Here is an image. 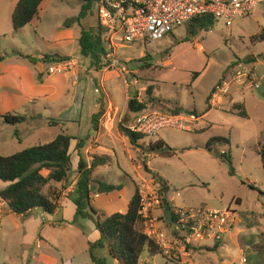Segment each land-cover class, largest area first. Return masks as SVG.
<instances>
[{
	"label": "rangeland",
	"instance_id": "1",
	"mask_svg": "<svg viewBox=\"0 0 264 264\" xmlns=\"http://www.w3.org/2000/svg\"><path fill=\"white\" fill-rule=\"evenodd\" d=\"M83 3V0H44L39 17L33 22H42L41 26L47 32L57 25L62 27L63 22L72 24L79 32L82 27L97 31L95 5L85 18L79 20ZM13 7L12 0H0L1 52L7 55L20 47L27 53L37 48L49 53L70 54V59L78 62L81 71H78V77H83L82 73L87 78L79 139L97 136L91 127L92 107L96 100L102 104L101 115L107 125L113 122L114 128L126 136L121 138L115 133L112 139L99 140L101 148L96 154L109 159L107 164L98 167L94 178L123 184L124 187L122 192L100 194L92 191L91 202L98 211L105 215L126 212L135 193V184L141 186L142 183L155 182L153 175L158 174L166 187L158 185L157 190L160 195L167 196L174 209L229 207L238 212V226L222 241L186 244L184 232L172 230L162 205L152 218L157 219L155 224L160 223L167 246L162 247L163 254L156 256H150L145 250L140 264H264V167L259 153V142H264V40L254 39L264 30V3L254 15L238 18L230 27L224 19L218 18L211 30H202L194 37L190 35L187 23L162 39L139 40L118 48L117 57L127 72L112 77L105 88L100 84L101 72L97 80L87 72L88 69L82 72L90 60L82 55L77 42L60 47L51 41V45L45 43L42 46L35 37L34 24L24 32L14 33ZM239 60L249 64L254 77L262 85L249 87L250 90L244 84L241 87L248 102V108L245 104L248 118L236 109L241 103L229 105L220 99L211 102L212 91L219 82L233 81L230 78ZM150 85H153L152 95L148 94ZM96 88L100 92H96ZM227 95L229 93L225 97ZM135 96L139 101L147 102V111L185 117L187 129L164 128L158 135L144 136L134 144L120 125H130L135 120L136 113L128 108V101ZM241 101L245 103V100ZM208 110V114L199 118ZM100 118L96 124L93 121L95 127ZM23 128L0 120L1 154L12 155L53 139L41 134L27 136L22 132ZM161 138L173 147L190 149L172 157L149 155L150 142ZM72 153L68 184L78 178L77 146ZM228 156H231L232 163ZM144 163L148 164L150 171L146 170ZM43 173L47 175L48 171ZM3 184L0 181V190ZM64 189L61 182L52 181L45 192L61 198ZM19 223L17 226L12 214L0 222V264H97L89 251V243L95 242L99 236L96 224L92 219L76 217L72 202L59 213L50 214L37 209ZM146 227L144 222V231ZM217 242L221 245L214 248ZM94 253L98 259H103V264H120L110 256L106 247H99Z\"/></svg>",
	"mask_w": 264,
	"mask_h": 264
},
{
	"label": "trees",
	"instance_id": "2",
	"mask_svg": "<svg viewBox=\"0 0 264 264\" xmlns=\"http://www.w3.org/2000/svg\"><path fill=\"white\" fill-rule=\"evenodd\" d=\"M43 1L19 0L17 2L12 13V24L15 32H19L35 18L39 17ZM83 1L79 20L88 15L97 0ZM215 23L216 19L210 15L197 17L189 22V33L191 36L196 37L202 30H211ZM254 39L264 40V30ZM79 45L82 55L90 57L98 70L104 67V49L103 54L98 53L99 46L103 45V30L100 25L97 31L82 27ZM5 57L6 55L1 52L0 48V61H3ZM27 57L33 60L31 56ZM45 57L51 59L53 56L46 54ZM152 93L153 85H150L148 94L152 95ZM128 108L134 113H140L147 109V102L139 101L137 96H135L128 101ZM236 109L240 115L249 117L243 104L236 106ZM102 112L103 110L101 109L100 112L93 115L95 124ZM26 119L27 115L19 112L0 113V120L11 125H18L26 121ZM134 134L137 142L133 143L138 144V140L143 138L144 135ZM76 139V137L68 133H60L52 141L27 147L12 155L0 153V181L7 183V186L0 190V198L6 201L10 211L17 215H27L30 211L37 208H41L50 214L55 213L60 207V196L47 194L45 188L52 181L65 182L68 180L72 167V152L77 146L79 155L77 166L78 181L70 198L76 206V217L92 219L99 231V239L91 242L89 246L93 260L97 264H103L104 262L103 259H98L95 256L94 251L99 247H106L110 256L120 264H140L145 250H148L150 256L163 254L162 247L144 232V218L141 214V188L139 184H135V193L128 204L126 212L119 211L111 215H105L93 206L91 202L92 191L95 190V192L100 194L110 193L123 189L124 185L95 179L93 177L95 169L100 165L107 164L109 157L94 155L92 160L88 161L81 152V149L84 148L83 140H79L76 146L73 147ZM186 149H190V147L176 148L164 139H158L155 142H150L147 151L164 157H172L183 153ZM259 153L264 167V142L261 141L259 142ZM223 155L225 156L226 154L224 153ZM227 159L232 163L231 156H228ZM144 167L150 171L147 163H144ZM44 170L48 171L47 175L43 173ZM153 179L156 183L162 185V188L166 187V183L162 181L158 174H154ZM162 183L165 185L164 187ZM163 205L165 209L169 208L172 210L176 221L175 209L164 196ZM220 245V242H217L214 248Z\"/></svg>",
	"mask_w": 264,
	"mask_h": 264
},
{
	"label": "built area",
	"instance_id": "3",
	"mask_svg": "<svg viewBox=\"0 0 264 264\" xmlns=\"http://www.w3.org/2000/svg\"><path fill=\"white\" fill-rule=\"evenodd\" d=\"M263 3L264 0H97L94 5L103 30L104 68L118 69L122 74L127 72V69L121 67L122 62L117 57L118 48L139 40L152 42L162 39L177 27L205 15L224 19L230 27L236 19L253 15ZM237 62L239 63L230 79L248 84L251 88L261 87L249 64L242 60ZM75 66L77 62L69 58L51 66L49 71H70ZM74 77L78 80L76 72ZM230 84L229 80L219 82L212 91L211 102L215 103L217 99L223 101L230 92ZM96 92H100L99 88H96ZM191 117L195 118L194 115ZM184 119L185 117L177 114L145 110L136 113L135 120L128 127L134 133L155 136L164 128L187 129ZM158 185L160 184L153 182L146 190H140L141 214L147 224L144 232L163 247L167 246L166 236L155 224L157 219L152 218L154 211L163 205ZM175 214L176 229L184 232L186 244L207 240L222 241L240 222L238 212L229 207L176 208Z\"/></svg>",
	"mask_w": 264,
	"mask_h": 264
},
{
	"label": "crops",
	"instance_id": "4",
	"mask_svg": "<svg viewBox=\"0 0 264 264\" xmlns=\"http://www.w3.org/2000/svg\"><path fill=\"white\" fill-rule=\"evenodd\" d=\"M12 1L13 6L15 7L19 0ZM33 21L19 32H15L13 30L14 33L18 34L24 32L27 27H34V24L35 37L42 46L45 43L51 45V41L60 47L73 42H77L79 44L81 31L79 32L78 30L74 29L72 24L66 25L65 22H63L62 27L57 25V27L51 32H47L42 28V22ZM35 50L36 51L34 52L27 53L19 47L11 53H7L5 59L0 61V113L19 112L26 114V121L19 125L24 126L22 132H24L27 136L41 134L42 136H48L55 139L60 133H68L77 138L75 142L83 140L84 148L81 149V152L88 159V161L92 160V157L97 155L96 153L101 148V143L99 142L101 138L112 139L115 133H117L121 138L126 137L124 134L114 128L113 122L110 126L107 125V122L104 120V116H102V114L97 127H95L92 117L91 127H94L97 132L96 138H91V135H88L85 139H79L86 99L85 88L87 84V78L81 73L83 77H78V80H75L74 73L76 72L78 74V71L81 72L78 65L70 71L57 70L54 73L49 71L51 66L57 65L61 60L69 59L71 56L70 54L65 52L49 53L44 49L37 48ZM46 54L52 55L55 58H46ZM27 56H31L33 60L29 59ZM87 58L90 61L86 66H84L82 72L85 73L86 69H88L87 72L93 75L95 80H97L99 73L101 72L102 74L100 84L104 88L108 80H110L112 77H119L121 75L117 69L107 72V70L103 67L102 69L98 70L94 66L91 58ZM228 75L230 76V74H227V76ZM242 85L243 84L233 80L230 84L229 95L225 97L223 102L229 105L241 103L245 106L246 104L248 108V102L241 88ZM244 86L248 87L249 90L251 89L249 88V85L244 84ZM251 94H253L252 91ZM241 100H245V103H243ZM101 109H103L101 102L96 100L94 102V106L92 107L94 114L100 112ZM210 110L200 115L199 118L205 116V114H208ZM126 126L128 127L129 125ZM53 139H51V141ZM75 142L73 147L75 146ZM152 154L153 153H149V155ZM98 167L95 169V171L98 169ZM77 181L78 178L69 184L67 181L61 182V185L65 187V189L62 192V196L59 200L60 207L55 213H59L62 209H66L69 202L74 204L73 200L69 197V194L76 188ZM151 184H153V181H150L147 184L142 183L140 190H143L144 187H150ZM5 186H7V183L3 184L2 189ZM121 190H118V192H122ZM165 198L167 199V196ZM37 209L30 211L27 215ZM44 212L47 213L46 211ZM156 212L157 209L154 211V213ZM11 214L14 215L17 226H20L19 220L27 216L12 213L8 203L0 198V222L6 215L9 216ZM50 223L54 224L55 222ZM157 227L160 228V223H157ZM115 261L118 262L117 260Z\"/></svg>",
	"mask_w": 264,
	"mask_h": 264
},
{
	"label": "water",
	"instance_id": "5",
	"mask_svg": "<svg viewBox=\"0 0 264 264\" xmlns=\"http://www.w3.org/2000/svg\"><path fill=\"white\" fill-rule=\"evenodd\" d=\"M103 45H100L99 48H98V53L100 54H103ZM121 130L123 133H125L133 142H137V138L134 134V132L127 126H124V125H121ZM165 215H166V218L167 220L171 223L172 225V230L175 231L176 230V222L174 220V217H173V212L171 209L167 208L165 210Z\"/></svg>",
	"mask_w": 264,
	"mask_h": 264
}]
</instances>
